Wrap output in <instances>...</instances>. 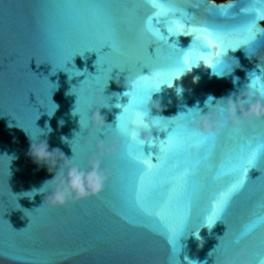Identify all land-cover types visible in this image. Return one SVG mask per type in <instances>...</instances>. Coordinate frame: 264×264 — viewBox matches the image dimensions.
<instances>
[{"label":"water","instance_id":"water-1","mask_svg":"<svg viewBox=\"0 0 264 264\" xmlns=\"http://www.w3.org/2000/svg\"><path fill=\"white\" fill-rule=\"evenodd\" d=\"M158 2L171 9L166 16L147 0H0V264H253L264 255V116L216 132L212 104L226 102L206 105L228 98L243 117L248 74H264V32L248 56L240 42L224 49L223 63L195 59L177 73L193 39L161 23L242 41L260 20L249 10L259 0ZM150 99L159 110L145 109L136 123V106ZM116 119L129 133L154 123V145L143 149L152 163L175 135L157 173L141 175L136 144L105 125ZM105 138L102 191L51 206L55 173L72 152L87 167Z\"/></svg>","mask_w":264,"mask_h":264},{"label":"clouds","instance_id":"clouds-1","mask_svg":"<svg viewBox=\"0 0 264 264\" xmlns=\"http://www.w3.org/2000/svg\"><path fill=\"white\" fill-rule=\"evenodd\" d=\"M216 2L227 3L228 0H216ZM250 7L251 8L255 7L257 10H259V14L254 13V15L259 16L260 20H256L255 18L252 19L251 21H249V23L245 26L243 30L244 34L247 33L249 28H251V32H252L251 38L246 40L243 44L239 46V48L244 49L247 56H248V49H249L250 44L256 39V36L258 34H260L261 32H264V0H259L258 4H252L250 5ZM226 55L227 53L222 54L220 57H218L217 64L223 63ZM66 65H65V68L67 69L72 68V67L69 68ZM235 68L236 67L232 68L231 72H229L227 75L231 74ZM57 70L65 72L69 77V74L67 71H64L61 69H57ZM52 71H53V67H52ZM227 75L217 74L216 76L224 77ZM75 77H79V76H75ZM248 79L250 80V83L247 85L246 89L242 90L246 92V97H247L244 101H242V104L248 105L247 111L242 110L243 117H237L234 114H232V110L227 103L228 98L213 100L212 97H209L208 100L206 101V105L210 100L211 101L223 100L226 102L223 105H217L216 103L212 104V111L218 114V120L215 125L216 132L223 130L226 127V125L229 124V121H230V127L232 128V130H237L240 126L241 118L253 119V118H260L264 116V88L257 89L254 87L257 84L264 85V74H261V71H260V75H257L255 72H251L248 74ZM51 84L56 85V88H57V84L55 83H51ZM113 96H115L117 101L119 100V96H116V94H113ZM109 97H111V99L108 100V105L109 107H112L113 105L110 104V101L112 100L113 97L112 96H109ZM130 102L131 101H129V103ZM157 104L159 105L158 102H154L152 101V99H150L149 101H147V103L137 105L136 106L137 114L139 115L143 113L145 109L147 110L148 113H150V109L159 110V108L154 107V105H157ZM115 105H119V103ZM56 109H57V105L52 115L54 114ZM45 110L47 112V109ZM80 120H81V117L79 116V126H80V131H81ZM60 123H63V121H60ZM105 125H113L112 127L113 135L121 137L127 142L137 144L143 153H144L143 149L145 145H148L149 147L154 145V140H153V136L151 133H152V128L155 127V125L152 121H150V123L145 121L143 129L136 133V136L134 139L128 132V129L125 126V124L118 119H116L114 124L105 122ZM146 134L150 135L151 139L146 138ZM211 134L213 133L210 130L209 135ZM40 142L42 141L37 142V146L39 145ZM106 143H107V138H105V140L103 141H100V140L96 141L95 154L89 159L87 167H84V168L80 166L79 162L75 159L73 152H72V156L71 158H68L66 166L63 169H59L57 173H55V178L56 176L62 177L60 183L47 192L46 198L48 199L51 206H66L68 203L74 202L79 199L88 198L90 195L98 194L100 191H102L104 183L107 179L104 170L101 168V158L105 154V152L108 150L106 149ZM86 147L90 149L92 145L90 144V145H87ZM260 154H261L260 149L259 148L255 149L247 158L246 163L254 164L255 161L259 158ZM53 180L46 181L40 189L38 190L33 189L32 192H34L35 194H37V192L44 193L43 189L45 188V185L49 184ZM191 235L199 239L198 234H191ZM181 238L182 236L178 240L179 245H180ZM180 252H181V245H180ZM180 252L178 253V257L180 255ZM253 264H264V255L258 256L253 261Z\"/></svg>","mask_w":264,"mask_h":264},{"label":"snow or ice","instance_id":"snow-or-ice-1","mask_svg":"<svg viewBox=\"0 0 264 264\" xmlns=\"http://www.w3.org/2000/svg\"><path fill=\"white\" fill-rule=\"evenodd\" d=\"M150 6L156 10L157 16H166L171 9L163 3H159L158 0H147ZM253 13L259 14V10L255 7L249 9ZM223 11V9H221ZM244 11V10H242ZM166 27L167 33L169 34H179L184 32L187 35H191L193 39V46L187 51L181 54V62L177 67L176 72L183 71L186 67H188L189 63L194 62L195 59H202L206 63L211 57H220L226 47H235L240 42H245L246 40L251 38L252 32L251 28L247 31L246 34L243 35L242 41H229L225 44L221 37L218 34L210 32L205 28H191L189 31L188 28H185L184 25L179 23L176 20H168L164 19L161 21ZM199 49H203L204 51H200ZM131 103V102H130ZM127 111V108L125 109ZM136 123H142L139 115H137ZM136 131H131L130 135L133 139L136 136ZM175 143V135H169L162 143L158 145L159 152L156 156V163L151 162V154L145 156L140 147L136 144V153L132 157V159L142 166L143 172L142 176H151L157 173L167 162L170 152L172 151L173 145Z\"/></svg>","mask_w":264,"mask_h":264},{"label":"flooded vegetation","instance_id":"flooded-vegetation-1","mask_svg":"<svg viewBox=\"0 0 264 264\" xmlns=\"http://www.w3.org/2000/svg\"><path fill=\"white\" fill-rule=\"evenodd\" d=\"M216 1V0H215Z\"/></svg>","mask_w":264,"mask_h":264}]
</instances>
